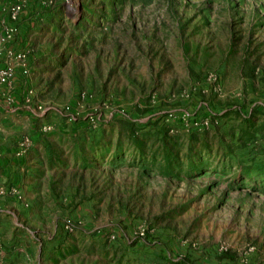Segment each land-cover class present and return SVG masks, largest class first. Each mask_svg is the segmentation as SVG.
Returning <instances> with one entry per match:
<instances>
[{
  "label": "rangeland",
  "instance_id": "obj_1",
  "mask_svg": "<svg viewBox=\"0 0 264 264\" xmlns=\"http://www.w3.org/2000/svg\"><path fill=\"white\" fill-rule=\"evenodd\" d=\"M25 1L33 264H264V0Z\"/></svg>",
  "mask_w": 264,
  "mask_h": 264
},
{
  "label": "crops",
  "instance_id": "obj_2",
  "mask_svg": "<svg viewBox=\"0 0 264 264\" xmlns=\"http://www.w3.org/2000/svg\"><path fill=\"white\" fill-rule=\"evenodd\" d=\"M14 1L16 0H0V32L5 25L12 24L8 7ZM7 4H9L8 7H6ZM33 6L34 3H30V13ZM40 10L42 11V8ZM243 25L242 33L237 36H239L240 42L245 45V53L250 54L249 50L256 46L254 54H264V22L256 26ZM24 27H21L20 38L17 35L13 42L0 45V74L4 70H9L13 74V90L9 94L10 99L3 97L4 86L0 84L1 264H33L44 251V249L36 247L34 242L37 233V213L34 207L36 191L33 188L36 187L38 181L37 160L32 156V150L23 155H17V153L24 137L33 139L38 124L42 125L44 122H51V120H47L45 116L37 115L34 107L26 105L24 102V94L31 81L20 76V64L16 57V51L20 50L22 43L25 42ZM71 125L72 131L79 126V124ZM75 132L77 130L73 133ZM60 237L65 238L62 222L54 240H60ZM55 251L58 252V248ZM61 253L64 255L63 250Z\"/></svg>",
  "mask_w": 264,
  "mask_h": 264
},
{
  "label": "built area",
  "instance_id": "obj_3",
  "mask_svg": "<svg viewBox=\"0 0 264 264\" xmlns=\"http://www.w3.org/2000/svg\"><path fill=\"white\" fill-rule=\"evenodd\" d=\"M26 7V1L25 0H18L15 4L8 7V14L10 16V20L12 24L5 25L1 32H0V45L9 44L15 40L17 37L19 30L16 26V22L21 14L23 12L24 8ZM18 59L23 61L22 67L24 68L23 71L26 73V61L27 58L24 54H21L20 52L16 56ZM12 72L9 70H4L0 74V84L4 86V92L3 97H6L7 99H10L9 94L13 90V83H12ZM69 121L71 122V118H69ZM93 123V121L91 122ZM54 127L53 124H45L42 126L43 130H52ZM27 152L26 148L21 147L18 151L17 155H23ZM0 252H1V246H0ZM1 264V263H0Z\"/></svg>",
  "mask_w": 264,
  "mask_h": 264
},
{
  "label": "trees",
  "instance_id": "obj_4",
  "mask_svg": "<svg viewBox=\"0 0 264 264\" xmlns=\"http://www.w3.org/2000/svg\"><path fill=\"white\" fill-rule=\"evenodd\" d=\"M30 3H34V2H32V1H30ZM191 150V149H190ZM196 155H199V152L198 153H192V154H190L189 155V158L192 160V158H194ZM195 161V160H194ZM198 163H199V161H198ZM257 173H259L260 171L262 172V170L261 169H259V170H255ZM251 172H253V170H251V169H247V170H245L244 171V174L245 175H249ZM263 173V172H262Z\"/></svg>",
  "mask_w": 264,
  "mask_h": 264
}]
</instances>
